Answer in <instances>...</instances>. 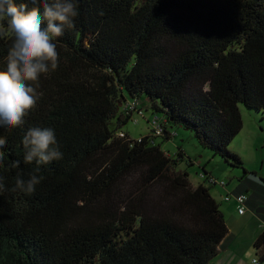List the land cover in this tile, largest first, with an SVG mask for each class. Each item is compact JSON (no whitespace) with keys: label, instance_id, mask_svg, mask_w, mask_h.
<instances>
[{"label":"trees","instance_id":"1","mask_svg":"<svg viewBox=\"0 0 264 264\" xmlns=\"http://www.w3.org/2000/svg\"><path fill=\"white\" fill-rule=\"evenodd\" d=\"M77 8L75 27L54 40L58 67L41 75L37 106L23 126L0 127V264L215 261L230 238L225 214L209 187L178 170L185 154L155 139L194 133L244 170L236 193L254 210L264 205V180H249L229 151L243 129L240 105L264 113V0H77ZM12 42L0 35V70ZM148 111L161 134L134 140L122 131ZM31 127L54 129L63 157L39 166L43 179L26 195L13 189L37 167L24 162ZM254 248L264 264V232Z\"/></svg>","mask_w":264,"mask_h":264},{"label":"clouds","instance_id":"2","mask_svg":"<svg viewBox=\"0 0 264 264\" xmlns=\"http://www.w3.org/2000/svg\"><path fill=\"white\" fill-rule=\"evenodd\" d=\"M30 3L32 7L27 3L17 5L14 0H0V20H6V27L0 26V35L8 32L13 36L6 68L0 70V127L9 129L23 126L25 117L37 106L41 75L58 67L59 53L54 40L65 29H73L79 15L77 0H30ZM6 144V138L0 137V149ZM22 145L24 162L35 161L37 167L27 180L18 175L13 191L31 195L43 179L37 175L39 166L62 159L63 153L51 128H29ZM3 158L4 152L0 151V161ZM18 165L16 161L12 166ZM2 181L0 177V190L4 189Z\"/></svg>","mask_w":264,"mask_h":264},{"label":"rangeland","instance_id":"3","mask_svg":"<svg viewBox=\"0 0 264 264\" xmlns=\"http://www.w3.org/2000/svg\"><path fill=\"white\" fill-rule=\"evenodd\" d=\"M240 111L243 129L229 146V151L241 157L244 169L249 173L247 178L260 182L261 179L264 180V113L249 110L244 105H240ZM145 115L141 118L136 116L137 120L128 122L122 131L129 133V136L134 140L150 135L153 130L151 127L152 113L148 111ZM170 131L171 133L176 132L177 136L169 141L165 138H157L155 139L157 144H160L163 151L170 154H177L180 150L185 154V161L180 164L178 170L189 173V180L194 187L200 184L209 187L211 195L220 203L221 210L225 214L230 230L229 236L234 239L231 244L230 258L226 263H250L254 258H257L254 242L250 239L253 234V221L243 219L237 210L230 209L231 203L226 200L227 197L235 200L234 193L238 189L242 177L246 176L244 170L229 165L221 157H213L211 152L199 145L194 133L182 128L170 129ZM204 170L213 176L217 185L210 186L211 184L207 183L203 175ZM246 212L251 214L258 223L264 225V215L260 217L258 213L247 206Z\"/></svg>","mask_w":264,"mask_h":264},{"label":"crops","instance_id":"4","mask_svg":"<svg viewBox=\"0 0 264 264\" xmlns=\"http://www.w3.org/2000/svg\"><path fill=\"white\" fill-rule=\"evenodd\" d=\"M235 195L236 194H239V193H234ZM244 194H246V193H244ZM247 196H248V199H249V195L248 194H246ZM231 204H230V206H229V208L231 209H235V210H237V202L235 201V200H230L229 201ZM228 203V202H227ZM220 204V203H219ZM221 206V205H220ZM262 206H264V205H262ZM247 207H249V208H252L253 209V211H255L256 212V210H254V208L252 207V206H250V204L248 203L247 204ZM237 212H238V210H237ZM239 214V213H238ZM240 215V214H239ZM241 217L243 218V219H247V220H249V221H253V224H254V228H253V234H252V237L250 236V239L251 240H253V242H255L256 241V239L258 238V236L262 233V232H264V225H262L260 222L258 223V221L256 220V219H254V217L253 216H251V214H249V213H245L244 215H241ZM264 221V220H263ZM255 230V231H254ZM230 235V234H229ZM230 237V236H229ZM234 241V239H232V238H229V240L227 241V242H225L222 246H221V248H220V252H219V255H218V257H217V259L215 260V261H213V262H211V263H209V264H227L226 262H227V260L230 258V249L232 248V242ZM256 251V250H255ZM256 257V256H255ZM252 262V261H251ZM250 262V263H251ZM250 263H248V264H250Z\"/></svg>","mask_w":264,"mask_h":264},{"label":"built area","instance_id":"5","mask_svg":"<svg viewBox=\"0 0 264 264\" xmlns=\"http://www.w3.org/2000/svg\"><path fill=\"white\" fill-rule=\"evenodd\" d=\"M151 126L158 134L162 133V128L158 124V122H156V120H152ZM223 185H224V183H223ZM230 199L231 198H229V197L226 198L227 201H229ZM234 199L236 200V202L238 204V213L240 215L245 214L246 206H247L246 204L248 202V196L246 194H239V195H236L234 197ZM250 264H260V259L259 258H254Z\"/></svg>","mask_w":264,"mask_h":264},{"label":"water","instance_id":"6","mask_svg":"<svg viewBox=\"0 0 264 264\" xmlns=\"http://www.w3.org/2000/svg\"><path fill=\"white\" fill-rule=\"evenodd\" d=\"M256 213L260 214V215H264V207H259L257 210H256Z\"/></svg>","mask_w":264,"mask_h":264},{"label":"flooded vegetation","instance_id":"7","mask_svg":"<svg viewBox=\"0 0 264 264\" xmlns=\"http://www.w3.org/2000/svg\"><path fill=\"white\" fill-rule=\"evenodd\" d=\"M260 215V214H259Z\"/></svg>","mask_w":264,"mask_h":264}]
</instances>
